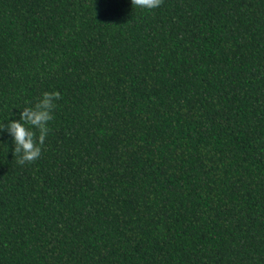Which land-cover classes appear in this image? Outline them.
Listing matches in <instances>:
<instances>
[{"label":"trees","instance_id":"16d2710c","mask_svg":"<svg viewBox=\"0 0 264 264\" xmlns=\"http://www.w3.org/2000/svg\"><path fill=\"white\" fill-rule=\"evenodd\" d=\"M54 90L0 264H264V0H0V124Z\"/></svg>","mask_w":264,"mask_h":264},{"label":"clouds","instance_id":"9594fccd","mask_svg":"<svg viewBox=\"0 0 264 264\" xmlns=\"http://www.w3.org/2000/svg\"><path fill=\"white\" fill-rule=\"evenodd\" d=\"M163 0H131L132 6L152 10L159 8ZM59 91H44L34 105L24 107L19 119L0 124V133L7 131L14 144V154H19L18 163L32 162L41 156L42 145L50 131L49 124L54 118ZM38 131V136L36 131Z\"/></svg>","mask_w":264,"mask_h":264}]
</instances>
